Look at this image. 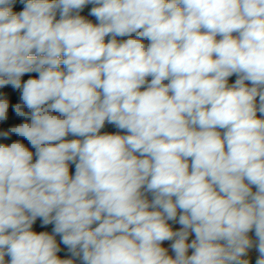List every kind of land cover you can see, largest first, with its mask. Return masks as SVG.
Returning <instances> with one entry per match:
<instances>
[{
    "label": "clouds",
    "instance_id": "obj_1",
    "mask_svg": "<svg viewBox=\"0 0 264 264\" xmlns=\"http://www.w3.org/2000/svg\"><path fill=\"white\" fill-rule=\"evenodd\" d=\"M18 2L0 264H264V0Z\"/></svg>",
    "mask_w": 264,
    "mask_h": 264
},
{
    "label": "trees",
    "instance_id": "obj_2",
    "mask_svg": "<svg viewBox=\"0 0 264 264\" xmlns=\"http://www.w3.org/2000/svg\"><path fill=\"white\" fill-rule=\"evenodd\" d=\"M22 8H23V5L19 4V2L17 0V3L14 5L13 10L18 12V11L22 10ZM81 15H84V16H86L88 18V14H87L86 8L81 13ZM29 75H31V76H37L38 74H36V73L27 74V75H25V77H23V79L26 80L27 78H29ZM0 91H4V92L8 93L9 96H10V99H11V101L13 103L18 102V92L13 91L10 87L5 88V89H2ZM20 122H22L21 118L16 117L14 115V113H12L11 108H10L9 109V119L5 123H0V128H6L8 126H11V125H14V124H18ZM15 139H20V138L19 137H16V136H13L12 137V140H15ZM6 142L9 143L11 141H6Z\"/></svg>",
    "mask_w": 264,
    "mask_h": 264
},
{
    "label": "crops",
    "instance_id": "obj_3",
    "mask_svg": "<svg viewBox=\"0 0 264 264\" xmlns=\"http://www.w3.org/2000/svg\"><path fill=\"white\" fill-rule=\"evenodd\" d=\"M235 80V77H232L230 78V82H234ZM103 132H115L116 129L114 127H112L111 125H106V127L102 130ZM73 137H68V139H72ZM72 172H74V166L72 167ZM171 223V222H170ZM174 228H179V225H173ZM33 229L37 232L39 231H48V232H51L52 231V225H48L46 227H41L40 226V221L38 220L34 226H33ZM57 241L59 242V237H57ZM62 251L60 253H58V255L61 257V258H67L68 257V254H67V249L64 248V246L61 244L60 245Z\"/></svg>",
    "mask_w": 264,
    "mask_h": 264
},
{
    "label": "rangeland",
    "instance_id": "obj_4",
    "mask_svg": "<svg viewBox=\"0 0 264 264\" xmlns=\"http://www.w3.org/2000/svg\"><path fill=\"white\" fill-rule=\"evenodd\" d=\"M91 7H92L91 5H89V6L86 7L87 14L89 13ZM88 18H89L90 20H92L93 22H95V18H94V17L88 15ZM106 39H107V38H106ZM23 142L27 145V141H23ZM9 143H10V142H9ZM29 147H30V145H29ZM174 229H176V228H174ZM249 235L252 236L253 239L255 238V237H254V233H250ZM193 238H194V235L191 236L189 239L191 240V239H193ZM163 246L166 247V248H169V254H172V253H171L170 246H169V242H165ZM190 253H191V250H189V254H190ZM257 256H258V253H257V251L253 248V249L250 251V253H249V257H248V258H250V260H251V264H255V260H256Z\"/></svg>",
    "mask_w": 264,
    "mask_h": 264
}]
</instances>
